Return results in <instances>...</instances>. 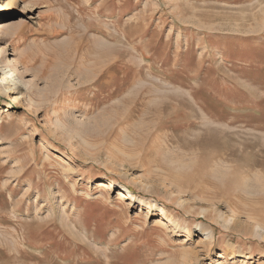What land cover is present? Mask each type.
<instances>
[{"label": "rangeland", "instance_id": "374dc122", "mask_svg": "<svg viewBox=\"0 0 264 264\" xmlns=\"http://www.w3.org/2000/svg\"><path fill=\"white\" fill-rule=\"evenodd\" d=\"M17 1L0 264H264V0Z\"/></svg>", "mask_w": 264, "mask_h": 264}, {"label": "bare ground", "instance_id": "6f19581e", "mask_svg": "<svg viewBox=\"0 0 264 264\" xmlns=\"http://www.w3.org/2000/svg\"><path fill=\"white\" fill-rule=\"evenodd\" d=\"M17 0H11V4H17ZM9 5H4L2 3H0V17H3L5 15H10L9 14V8H8ZM16 14V13H22L20 8L17 7L15 8V10L13 12H11V14ZM7 19V18H6ZM12 23V20L11 19H7V20H1L0 19V33L1 31L4 29H6V31H10V24ZM13 29H14V26H12ZM15 31V30H14ZM8 33V32H7ZM9 34V33H8ZM2 60H3V51H2V48L0 47V68L2 66ZM16 71L15 70H12L10 68H5L4 70L0 71V89L3 90L6 94H14L17 92V82H18V77H16ZM12 99L13 100H17L18 97L16 96H12ZM8 108L6 109V111H8L10 108H12V104L11 103H8L7 104ZM97 185L99 187H103V188H106V189H112L114 188V182L112 181H107V180H102V181H99L97 183ZM120 194V193H119ZM121 198L122 199H138L139 197H137L135 195L134 192H132L130 189H127L125 188L122 192H121ZM140 199V198H139ZM160 210L162 212H166V208L164 207H160ZM260 228V226L258 225L257 226V229ZM214 236V231L211 229H207V231H205V233H203L202 237H205L206 240H211V238H213Z\"/></svg>", "mask_w": 264, "mask_h": 264}]
</instances>
